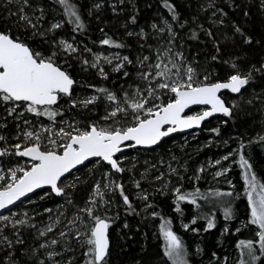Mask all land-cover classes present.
I'll return each instance as SVG.
<instances>
[{"label": "snow or ice", "instance_id": "1", "mask_svg": "<svg viewBox=\"0 0 264 264\" xmlns=\"http://www.w3.org/2000/svg\"><path fill=\"white\" fill-rule=\"evenodd\" d=\"M125 5L126 0H92L91 7L86 8V16H95L99 20V13L106 6L118 16L125 12ZM13 6L15 12L11 11ZM225 6L242 12L245 18L249 16L246 6L237 0H231ZM4 7L9 18L15 16L16 30L9 27L0 29V110L3 112L0 116V209L8 208L44 186H49L51 193L63 197L64 205L57 209L55 217L51 215L53 209L45 208L49 221L41 228L31 223L33 217L27 212L22 214V218H17L16 214L0 216V264H111L114 244L109 230L116 219L108 215L112 198L118 194L126 211H135L129 195L125 194L124 183L114 178L131 170L125 167L127 157L123 155L124 149L158 145L171 133L198 127L217 113L231 117L240 101L228 99L223 95L224 90L238 94L240 100L247 104L258 100L264 106V92L253 93L252 98L244 100V90L255 80V74H264V57L259 66L250 64L245 68L244 57L231 55L230 59L220 61L228 67L225 78L220 79L211 66L222 55L221 44L213 28L226 26L228 12L218 0H206L201 5L200 11L209 14L206 17L210 24L208 28L198 22L199 16L181 22L176 3L161 0V7L169 16L161 15L159 22L153 20L148 25L149 30L140 28L138 32L127 30L129 25L137 23L138 9L133 4L132 12L123 25L126 35L137 37L142 41L139 48L146 46L152 53L138 56L135 61L118 52L108 55L94 53L87 45L81 46L76 42L73 34L84 33L89 27L85 6L80 5L79 0H7ZM259 8L264 11V0H259ZM191 24L195 27L189 26ZM186 26H189L190 39L198 40L203 33L212 42L216 54L205 64L190 61L181 50L184 45L179 30ZM69 27L70 31H67ZM227 27L231 29V36L225 34L224 38L233 44L239 41L241 51L244 46L251 47L254 43L264 47V33L256 39L240 23L229 21ZM99 31L103 34L99 40L101 46L127 47L108 36L103 28ZM149 40L153 43L149 44ZM73 62L84 69H95L105 80L109 78L106 65L110 66L111 72L121 73L127 78L132 75L127 66L135 64L138 65L137 80L128 89L121 86L119 95L109 88L88 85L94 89L93 94L81 97L75 92L78 82L70 72ZM62 101L66 107L62 106ZM193 105L204 106V109L186 114L185 110ZM101 108L103 115L98 120H80L72 114L73 110H87L98 115ZM66 112L69 119L57 121V117H63ZM29 114L37 118L35 123L26 118ZM42 117H47L48 123H41L39 118ZM9 123L14 124L12 130ZM211 131L219 134L220 129ZM256 141L264 142V135L258 134ZM251 143L252 140L244 142L241 139L236 149L214 161L216 166H220L214 173V178H218L231 170V164L224 166L222 161L238 156V160L231 159V163L239 164L244 182L249 212L243 227L256 228L255 239L238 241L239 259L236 264H257V261L264 264L261 259L264 258V180L258 177L250 157L244 154ZM15 157L28 158V161L20 164L13 159ZM92 158L96 161L89 174L107 170L101 171L100 179L93 180L90 191L81 202L76 199L77 187L87 181L73 175V169L78 170V166L91 162ZM171 159L177 158L173 156ZM147 171L141 174V179L146 178ZM204 172L205 167L201 165L187 177L194 187L185 191V176L181 175L179 168L168 163V176L174 175L176 184L171 179L165 180V173L161 172L155 177L162 182L158 191L172 192L178 213H183L181 202H188L199 210L202 207L200 201H204L218 205L225 221L233 219L235 209L232 200L238 198L239 193L234 192V185L228 191L209 189L202 192L195 185ZM68 176L73 177L71 181H68ZM133 183L140 189L137 199L144 202L142 211L161 219L159 235L163 243L159 264H190L186 244L173 230L171 219L161 216L156 206L149 202V194L141 189L139 180ZM227 183L232 185L230 180ZM49 194L45 191L39 199L43 200ZM200 218L206 220L204 231L215 228L214 213L193 216L189 223L181 222V227L198 233L200 229L191 226ZM25 227L36 229L39 242L33 246H26L22 235ZM124 227H128L127 223ZM57 228L59 231L50 236ZM227 231L226 225L224 232ZM236 231L239 232L240 228ZM17 246L22 249L20 257H27V260L22 261L17 256ZM200 251L197 246V252ZM224 264H227V257Z\"/></svg>", "mask_w": 264, "mask_h": 264}, {"label": "trees", "instance_id": "2", "mask_svg": "<svg viewBox=\"0 0 264 264\" xmlns=\"http://www.w3.org/2000/svg\"><path fill=\"white\" fill-rule=\"evenodd\" d=\"M177 5V10L181 16V22L187 19L192 20L193 17L199 16V23L203 24L205 28L210 26L207 20V13L201 12L200 8L206 0H173ZM238 3L246 6V10L249 12L247 18L243 17L242 12L233 10L225 5L231 3V0H218L220 6L225 7V11L228 12V18L225 20L226 26L213 28L214 34L218 37L221 44V53L218 61L212 62V67L216 69L220 79L225 78V74L228 72L227 65L221 64L220 61L230 59L231 55L244 57V67L247 68L250 64H256L259 66V61L264 57V47L261 45L244 46L243 50H240L239 41L233 44L232 41L224 38L225 34L231 36V29L227 27L229 21H235L244 25L245 31L248 34L253 35L254 38L259 39L261 33H264V11L259 8V0H237ZM7 0H0V29L4 27L12 28L15 31L14 21L15 16L9 18L8 10L4 5ZM92 0H79V4L85 6V18L88 19L89 27L84 33H74V38L77 43L87 45V47L93 50H115L122 55H128L134 61L141 55H152L145 46L144 49L139 48V41L137 37H128L126 35L125 27L123 26L128 20L129 14L132 12V6L138 9L137 23L135 25H129L128 31L138 32L140 28L148 29L153 20L159 22V17L163 15L168 17V12L161 7V0H126L125 12L120 15H114L110 8L107 6L99 13L100 19H95V16L88 18L86 16V8L91 7ZM59 11V9H57ZM12 12H15V7L11 8ZM195 27V24L189 25ZM179 30L181 37H183L184 47L181 49L184 51L185 56L190 61H198L200 64H205L206 60H210L212 55H215V49L212 47V42L200 34L198 40H192L189 38L188 28ZM100 28L104 29V32L127 45L122 49L111 48L109 46H101L99 40L103 38V34L99 31ZM70 31V27L66 29ZM21 34V33H17ZM149 44L153 43L152 40L148 41ZM195 67L196 64L194 63ZM138 65L127 66V71L132 75L130 77H123L121 73H113L110 70L109 78L107 80L100 77L96 71L89 69L84 70L79 63L73 62L70 72L73 78L78 82L75 86V92L81 96V93L94 92V89L89 88L88 85H95L97 88L105 87L113 91H117L119 95V89L121 86L126 89L128 85H132L137 80ZM264 92V74H255V80L250 86H247L244 90V100L252 98L253 93L261 94ZM228 99H235L240 101L239 107L234 110L231 117L228 116H216L206 121L196 138L190 141V143L184 146L181 138L185 134H175L165 140H163L157 147L150 150L143 149H130L128 155L133 153H140V160H147L148 166L137 167L131 166V161H126L125 165L130 171H125L123 174H117L116 179L121 180L126 184L125 191L129 195V199L132 201L135 211H126V206L123 201L117 199L114 203V207L108 211L109 216H115L116 219L110 227V240L113 242L111 264H159V260L162 257V243L163 238L159 235V225L161 219L159 217L148 216L142 211L144 204L140 203L139 199L134 196V191H140L133 183L134 180H139L141 183V189L145 190L149 194V202L156 206V210L161 213L164 218H170L172 221L173 230L177 232L183 239L188 249V259L190 264H221L225 257L232 258L236 255L239 256V250L236 247L237 243L241 239H255L252 235V229L255 226H249L248 228L241 229L239 232L236 229L239 227L240 222H246L248 220V206L247 198L244 195V182L241 175V168L236 163L229 172V177L232 178L235 184L234 192L239 193V197L232 200L233 207L235 209V216L233 219L225 221L222 209L217 206H209L204 201H200L202 207L197 210L195 206L188 202H181L180 207L183 213L175 211L174 196L171 191L161 192L158 191L161 188L162 182L157 181L155 177L161 172L165 173V180L171 179L173 184H176L175 176H168V163L172 164V167L179 168L181 175L185 176L183 181V190L191 191L194 187L193 182H190L187 177L193 175L194 171L199 167V163L204 158L209 156H218L227 153L232 150L233 147H238L240 140L244 142L252 140L253 143L245 148L244 154L246 157H250L253 164V168L256 171L258 177L264 180V152L259 148L260 143L257 142V135H261L264 131V106L260 101L253 100L252 104H247L243 100H240L239 95H231L229 93H223ZM62 106L66 107L64 102H61ZM66 112L64 114L67 115ZM73 115H76L78 119L85 120L90 118L92 120H98L99 116L103 115L102 108L99 110V114L89 113L87 110L82 112L73 110ZM3 115L0 110V116ZM63 116V117H64ZM58 116L57 121L61 118ZM45 121H48L47 117H42ZM226 121V122H225ZM13 123H9V129H13ZM213 128H219V134L211 131ZM212 140H209V139ZM177 141V142H176ZM226 142V143H225ZM181 144V146L179 145ZM175 156L177 159L172 160ZM161 160L164 163H161ZM94 163V162H93ZM93 163L86 165L77 171L73 172V175H79L81 180L87 181L86 184L78 185L76 199L78 201L83 200L84 197L90 191L92 181L88 176L89 171L86 170ZM155 165V168L149 166ZM146 178L141 179V174L146 172ZM186 169V171H185ZM69 180L72 176H68ZM90 178V179H89ZM202 192H207L209 189H218L220 191L232 190L228 186H222L220 188L213 187L211 183L207 182V178L204 174L201 176V180L196 184ZM45 191H48L49 196L41 200L37 205L39 208L35 213H40L35 220H40L48 213H42L43 209H53L54 212L64 205V198L54 195L50 190L46 189L40 191L31 198H38L43 195ZM18 205L16 208H18ZM15 209V208H14ZM63 210V209H60ZM210 213L215 214V228L208 231H204L206 227V220L203 218L197 219L195 227L200 229L198 233L192 232L190 229L185 230L181 227V222L189 223L193 216L199 215L203 217ZM57 214V213H56ZM55 214V215H56ZM127 223L128 227L125 228L124 224ZM227 225L228 231L224 232V228ZM38 228V227H37ZM59 231L57 228L50 236L56 234ZM8 234V233H6ZM22 235L25 239L26 246H33L37 242L36 229L25 227L22 229ZM197 246L201 249L197 252ZM20 249L17 246V256L22 260H27V257H20ZM215 253V257H213ZM2 255V253H0ZM264 260V258H261ZM171 264V262H169ZM227 264H229L227 262ZM257 264H261L257 261Z\"/></svg>", "mask_w": 264, "mask_h": 264}, {"label": "rangeland", "instance_id": "3", "mask_svg": "<svg viewBox=\"0 0 264 264\" xmlns=\"http://www.w3.org/2000/svg\"><path fill=\"white\" fill-rule=\"evenodd\" d=\"M83 46V45H82ZM92 49V48H91ZM92 51L95 53V52H100V53H102V54H104V55H108L109 53H116L117 51H115V50H108V51H102V50H93L92 49ZM119 53V52H118ZM120 54V53H119ZM121 56H123L122 54H120ZM153 59H154V56H153ZM89 69H92V68H86V70H89ZM85 70V69H84ZM92 70H94V71H96L95 69H92ZM108 70H110V66H105V71H107L108 72ZM111 71V70H110ZM97 72V71H96ZM133 85V84H132ZM129 86L130 85H128L127 87H126V89H128L129 88ZM91 94H93V92H90V93H81V97H86V96H89V95H91ZM204 108H198V109H195L191 114H193V113H196V112H200V111H202ZM26 118H28V119H31V120H33V123H35L36 122V119L37 118H34L31 114H29ZM61 119H69V114H67V115H65L63 118H61ZM60 119V120H61ZM39 120H40V122L41 123H48V121H45L43 118H39ZM59 121V120H58ZM13 128H14V125H13ZM11 130V129H10ZM199 133V130H196V131H192V132H189V133H187V134H185V136L184 137H182L181 138V141H182V144L184 145V146H186V144H188V143H190V141H192L193 139H195L196 138V135ZM261 135H264V131L262 132V134ZM209 140H212L211 138L209 139ZM11 142H15V141H11ZM177 142V141H176ZM180 146H181V144H179ZM237 147H233L232 148V150L231 151H233L234 149H236ZM259 148H261L262 149V151L264 152V143H260V145H259ZM230 152V151H229ZM228 153V152H227ZM227 153H224V154H221V155H218V156H209V157H207V158H204L202 161H201V163H199V167L201 166V165H203L204 167H205V172L203 173L205 176H206V178H207V182L208 183H211L212 184V186L213 187H216V188H220L221 189V187L222 186H228V187H230V188H232V186L234 185V188H235V184L233 183V180H232V178H230L228 175H229V172L226 174V175H224V176H221V177H218V178H214V173L217 171V170H219V167L220 166H216L215 164H214V161L215 160H217V159H220L223 155H225V154H227ZM123 155L125 156V157H127V160L126 161H131V166L134 164L135 165V167H137V166H139L140 164H142L141 166H148L149 165V162L145 159V160H140V158H141V155H140V153H133V154H129L128 155V152L126 151L125 153H123ZM14 160H18L19 161V163L20 164H25L28 160H26V159H24V158H19V157H15V158H13ZM231 159H236V160H238V156H234L233 158H231ZM231 159L229 160V161H227V162H224V161H222V164L224 165V166H227L228 164H231V168H233V166L236 164V163H231ZM94 166H95V162L92 164V165H90V167H88V169H86V170H90V169H93L94 168ZM125 167H126V165H125ZM152 166H149V168H151ZM107 170V168H105V169H102V170H100V171H95V172H93V173H91V174H89L88 173V176L91 178H89L91 181H92V183H93V180L94 179H100V175H101V171H106ZM76 176H79V175H76ZM201 176H202V174H201ZM115 179H116V177H114ZM72 179H70L69 180V178H68V181H71ZM231 181L232 182V185H229L228 183H227V181ZM124 186H125V189H126V184H124ZM145 191V190H144ZM140 191H134V196H135V198L137 199V194L139 193ZM125 194H127V192L125 191ZM44 195V194H43ZM43 195H41V196H43ZM128 195V194H127ZM40 197V196H39ZM39 197L38 198H29L28 200H26V201H24V202H22L21 203V206H19L18 208H15V209H12V210H10V211H8L7 213H5V214H3L2 216H5V217H12L14 214H16V217L17 218H22V214L24 213V212H27L28 213V215L29 216H31V217H33V220L31 221V223H34L38 228H41V227H43L45 224H47L48 223V221H49V215H46V216H44V218H42V219H40V220H35L36 218H37V216L40 214V213H35V211L39 208V206L37 205L38 203H40L41 202V199H39ZM113 199V202H115L117 199H119L120 201H122V198L117 194L115 197H113L112 198ZM140 203H143L144 204V202L142 201V200H140ZM209 206H214V204L213 203H207ZM20 205V204H19ZM115 205H114V203H112V205H111V207H114ZM111 209V208H110ZM109 209V210H110ZM108 210V211H109ZM42 213H45L44 212V209H43V211H42ZM57 213V211L56 212H54V217H55V214ZM65 223H66V221H65ZM245 222L243 221V222H240L239 223V227L238 228H240V230L241 229H245V227H243V224H244ZM61 227H62V225H61ZM248 228V227H247ZM253 231H252V235L253 236H255L254 235V233H255V231H256V228L254 227V229H252ZM239 259V256H235V257H232V258H227V262L229 263V264H236V261ZM221 264H224V259H223V261H222V263Z\"/></svg>", "mask_w": 264, "mask_h": 264}, {"label": "water", "instance_id": "4", "mask_svg": "<svg viewBox=\"0 0 264 264\" xmlns=\"http://www.w3.org/2000/svg\"><path fill=\"white\" fill-rule=\"evenodd\" d=\"M223 93H229V92H228L227 90H224ZM229 94H231V93H229ZM231 95H238V94H231ZM198 108H204V106H201V105H193V106L190 107V109H186V110H185V113L188 114V115H191V113H192L195 109H198ZM223 115H224V114H222V113L214 114L212 117L206 118V120L203 121V122L201 123V125L198 126V127H193V128L185 129V130H183V131H177V132L171 133L169 136L164 137V138L159 142V144H160L163 140H165L166 138H168V137H170V136H172V135H175V134H187V133L192 132V131L200 130V129L202 128L203 124H204L206 121L210 120V119L213 118V117H216V116H223ZM159 144H158V145H159ZM158 145H152V146H136V147H134V148L124 149V153H125L126 151L130 150V149H143V150H150V149H153V148L157 147ZM118 155H119V154H118ZM26 159L28 160V158H26ZM94 160H96V158H92V161H94ZM87 163H89V162H85L84 165H80V166H78V169L82 168V167L85 166ZM75 171H77V169H73V172H75ZM62 179H63V178H62ZM46 189H50V187H49V186H44L43 189H37L34 193H29V194H27L26 197H22L19 201L15 202V204L8 206V208H6V209H0V216H2L3 214L7 213L8 211H10V210L16 208L19 204H21L22 202H24V201L28 200L29 198H31L32 196H34V194H36V193H38V192H40V191L46 190ZM53 194L56 195L55 193H53ZM109 231H110V230H109Z\"/></svg>", "mask_w": 264, "mask_h": 264}, {"label": "flooded vegetation", "instance_id": "5", "mask_svg": "<svg viewBox=\"0 0 264 264\" xmlns=\"http://www.w3.org/2000/svg\"><path fill=\"white\" fill-rule=\"evenodd\" d=\"M20 158V157H19ZM24 159H26V158H24ZM27 160V159H26ZM96 160H94V161H91V162H89V163H87L86 165H89V164H91V163H93V162H95ZM85 165V166H86ZM84 167V166H83ZM90 167V166H89ZM48 190H50V189H48ZM51 191V190H50Z\"/></svg>", "mask_w": 264, "mask_h": 264}]
</instances>
